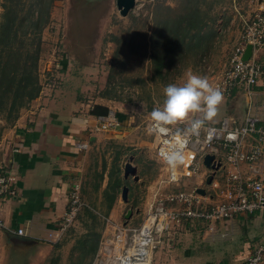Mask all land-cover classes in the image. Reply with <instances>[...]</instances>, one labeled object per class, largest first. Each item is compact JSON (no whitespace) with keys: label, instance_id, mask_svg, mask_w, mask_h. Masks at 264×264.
Segmentation results:
<instances>
[{"label":"rangeland","instance_id":"rangeland-1","mask_svg":"<svg viewBox=\"0 0 264 264\" xmlns=\"http://www.w3.org/2000/svg\"><path fill=\"white\" fill-rule=\"evenodd\" d=\"M34 1L23 2L29 6ZM56 1L61 0H54L53 7ZM4 2L0 0V4ZM260 2L262 0H136L126 17H121L115 6L109 9L100 32L98 48L92 50L89 56L85 51L86 62L82 65L90 72L89 79L86 78L89 86L80 96L92 102V108L97 106L94 103L107 104L104 106H108V111L123 116V125L117 134L99 131L104 137L95 142L89 153V164L80 179L83 209L70 229L72 242L60 249L58 256L54 254L47 264H104L95 257L106 228L142 223L146 188L160 172V164L154 157L155 136L148 132L151 111L162 104L164 87L170 83H185L189 71L207 77L213 85L227 68L234 41L232 35L237 28L241 32L243 20L257 12ZM53 7L50 21L41 35L37 65L41 86L39 94L49 84H57L56 78H59L60 70H64L67 63L64 58L67 51L61 42L65 22L51 21ZM2 11L0 7V17ZM98 13L99 16L106 13L105 7ZM193 15L196 27L186 32L183 42L177 43L168 31L172 27H179L183 31L185 25H178L180 17ZM69 21L72 28L76 22L84 26L88 24L87 13H82L78 18L73 16ZM83 51L76 50L80 58ZM178 126L181 129L185 127ZM114 135L124 143H116ZM144 142L151 147L144 145ZM220 155L223 153L220 152ZM130 157L133 158L131 161ZM129 162L137 171L124 179L123 169ZM202 171L203 167L200 173ZM220 172L223 170L220 169ZM133 176H137L138 180L134 182ZM117 178L123 184L120 187H117ZM123 186L128 188L127 202L121 199ZM176 190L187 192L189 188L178 186ZM112 208H116V212L110 220ZM128 210L132 211V216L125 220ZM85 236L89 245L82 249L79 243ZM96 243L97 250L92 254L90 248ZM164 254L163 247L154 251L150 264H160ZM104 258L106 260L107 257Z\"/></svg>","mask_w":264,"mask_h":264},{"label":"crops","instance_id":"crops-1","mask_svg":"<svg viewBox=\"0 0 264 264\" xmlns=\"http://www.w3.org/2000/svg\"><path fill=\"white\" fill-rule=\"evenodd\" d=\"M112 6H115V0H61L54 3L51 21L65 22L61 42L67 51V63L64 70L59 69L61 75L56 78L57 84L46 86L41 94L20 112L15 123L3 126L0 132V167L4 170L11 169L15 177V195L0 201V220L3 223L0 230V264H47L54 254L58 256L59 250L72 242L71 228L56 244L48 243L46 236L48 231L57 228L61 222L70 191L74 185L79 188L81 186L80 179L89 164L91 149L97 139L104 137L97 131L99 116L91 114L92 102L85 101V96L80 95L89 86L86 78L88 80L90 74L82 63L86 62V54L89 56L92 50L98 48L100 32ZM102 7H105L106 13L99 16L98 11ZM256 9L264 10V0L258 3ZM82 13H87L88 24L80 26L77 25L79 22H76V28L69 26V20L73 16L78 18ZM232 36L234 41L231 50L240 38L238 28ZM76 50H84L81 58ZM260 57L264 61V52ZM228 60L229 56L227 63ZM78 64L82 67H78ZM253 91V94L249 95L243 90H238L229 99L223 100L218 115L209 123L218 124L227 119L237 124L243 122L247 116H253L258 119L259 126H264V87L254 88ZM94 105L108 107L104 106L107 104ZM113 114L121 127L123 116L116 112ZM117 130L105 133L117 134ZM113 138L116 143H124L116 135ZM144 143L141 145L151 147L148 142ZM153 147L155 157L156 145ZM155 161L160 164L156 158ZM249 169L248 165H242L243 171L248 172ZM214 171L204 166L199 176L186 182L185 187L195 188L196 191L202 189L205 192V189L209 188ZM163 174L164 170L160 164L159 174L146 188L144 214L153 202V194ZM209 176L211 181L207 184ZM260 179L264 185V160ZM115 212L116 208H112L110 220ZM119 228L120 225L106 228L101 236V247L95 257L97 261L106 262V241L111 240ZM19 229L23 231L22 235L16 234ZM217 233L225 234L226 237L213 239L204 231H190L182 233L173 241H165L167 246H162L165 254L160 264L240 262L257 245L264 244V213L237 218L232 224L218 225ZM261 264H264V258Z\"/></svg>","mask_w":264,"mask_h":264},{"label":"built area","instance_id":"built-area-1","mask_svg":"<svg viewBox=\"0 0 264 264\" xmlns=\"http://www.w3.org/2000/svg\"><path fill=\"white\" fill-rule=\"evenodd\" d=\"M247 45L252 51L249 60L244 61ZM263 52L264 10H258L243 20L240 38L229 54L227 68L213 85L222 91L223 100L238 90L252 95L254 88L264 87V67L259 62ZM98 122L97 131L108 132L120 127L112 112L99 116ZM150 126L151 123L148 132L156 141L155 158L163 167L164 176L160 177L142 223L135 227L122 226L106 241L104 264H150L154 251L167 246L165 241H173L182 233L201 228L209 238H225V234L217 233L218 225L232 224L241 216L264 213V185L260 179L264 126L258 125L256 117L247 116L237 124L227 119L221 120L219 125L206 122L199 134L188 138L187 142L177 135L179 126L168 133H157ZM173 146L183 149L185 155V162L175 169L165 160L166 152ZM206 155L213 156V162H219L220 167L214 171L205 195H199L195 188L177 191L178 186L185 187L186 182L199 176ZM243 164L249 166L248 172L242 170ZM11 171L0 167V200L15 195V177ZM68 197L61 222L47 232L46 241L50 244L62 240L83 208L78 185L73 186ZM2 228L0 220V230ZM16 234L22 235L23 231L19 229ZM263 258L264 246L259 245L234 264H260Z\"/></svg>","mask_w":264,"mask_h":264},{"label":"trees","instance_id":"trees-1","mask_svg":"<svg viewBox=\"0 0 264 264\" xmlns=\"http://www.w3.org/2000/svg\"><path fill=\"white\" fill-rule=\"evenodd\" d=\"M23 1L5 0L0 4L3 9L0 17V132L3 124L12 125L20 111L35 100L41 91L37 74L41 35L50 21L54 0H35L29 6ZM178 25H185L184 30L172 27L168 33L180 43L186 32L196 27L194 15L187 18L181 16ZM259 62L264 67L262 58ZM107 113L108 109L102 106H95L91 111L93 116H106ZM116 184L117 187L123 185L119 178ZM114 198L115 193L111 199ZM197 231L204 230L199 228ZM88 242V237L85 236L79 244L82 249H86ZM57 247L56 245L55 248ZM90 249L95 254L97 243Z\"/></svg>","mask_w":264,"mask_h":264},{"label":"clouds","instance_id":"clouds-1","mask_svg":"<svg viewBox=\"0 0 264 264\" xmlns=\"http://www.w3.org/2000/svg\"><path fill=\"white\" fill-rule=\"evenodd\" d=\"M163 96L162 104L150 113L151 130L168 133L178 125H185L177 129V135L185 142L218 115L223 102V93L218 87H213L207 77L191 71L185 83L166 85ZM165 160L170 168L179 167L185 162L183 149L173 146L166 152Z\"/></svg>","mask_w":264,"mask_h":264},{"label":"water","instance_id":"water-1","mask_svg":"<svg viewBox=\"0 0 264 264\" xmlns=\"http://www.w3.org/2000/svg\"><path fill=\"white\" fill-rule=\"evenodd\" d=\"M136 0H115V6L116 9L118 10V13L121 17H126L128 13L134 8ZM251 46L247 45L245 48V52L243 55V60L247 61L249 60L251 56ZM133 158L130 157L129 160L131 161ZM214 157L211 155H206L203 160V164L206 168H209L211 170H217L220 167V163L213 162ZM136 173V168L131 165V163H126L123 169V178L127 179L129 175H134ZM134 181L138 180L137 176L133 177ZM211 181V176L208 177L206 180V183L209 184ZM197 193L200 195H204V190L198 189ZM127 196H128V188L127 186L122 187L121 191V199L123 202H127ZM132 211L128 210L126 215H125V220H129L131 217Z\"/></svg>","mask_w":264,"mask_h":264}]
</instances>
